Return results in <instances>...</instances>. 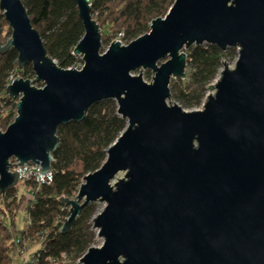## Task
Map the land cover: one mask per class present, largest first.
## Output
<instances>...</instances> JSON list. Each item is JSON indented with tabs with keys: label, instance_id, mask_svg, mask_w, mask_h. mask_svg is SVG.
I'll use <instances>...</instances> for the list:
<instances>
[{
	"label": "water",
	"instance_id": "1",
	"mask_svg": "<svg viewBox=\"0 0 264 264\" xmlns=\"http://www.w3.org/2000/svg\"><path fill=\"white\" fill-rule=\"evenodd\" d=\"M76 2L81 69L58 65L22 0H0L12 31L0 53L16 48L18 67L35 72L6 87L18 102L0 130V191L18 186L25 163L50 171L59 126L115 99L127 126L76 196L62 197V232L88 203H105L92 218L103 242L80 262L264 264V0H174L149 31L104 52L91 1ZM203 43L237 47L238 59L233 68L223 60L202 108L185 110L170 102L171 80L186 77L187 49ZM138 69H152L153 81Z\"/></svg>",
	"mask_w": 264,
	"mask_h": 264
},
{
	"label": "trees",
	"instance_id": "2",
	"mask_svg": "<svg viewBox=\"0 0 264 264\" xmlns=\"http://www.w3.org/2000/svg\"><path fill=\"white\" fill-rule=\"evenodd\" d=\"M38 29L48 53L64 68L82 61L74 48L84 34V24L76 0H22ZM93 17L102 29L103 48L117 38L129 43L150 29L152 20L164 16L174 0H90ZM11 28L0 11V40L5 43ZM236 48L225 51L217 45L203 43L187 49L184 79L172 78L171 98L182 107L202 105L208 84L214 81L227 57H236ZM18 51L11 47L0 53V128L7 127L17 115L18 99L11 97L6 87L11 77L34 78L32 64L20 69ZM38 86L43 82L37 81ZM115 99L94 103L82 121L60 125V144L53 153L51 182L26 179L21 185L0 191V264H17L18 257L36 248L35 264H77L94 243L96 231L92 218L97 213L96 202L88 203L71 228L61 231L69 208L62 197L73 198L83 177L98 169L107 157V148L127 126V119L118 112ZM22 213L23 226L17 225ZM21 259V258H20ZM79 264V263H78Z\"/></svg>",
	"mask_w": 264,
	"mask_h": 264
},
{
	"label": "rangeland",
	"instance_id": "3",
	"mask_svg": "<svg viewBox=\"0 0 264 264\" xmlns=\"http://www.w3.org/2000/svg\"><path fill=\"white\" fill-rule=\"evenodd\" d=\"M108 46V45H107ZM106 46V47H107ZM105 47V48H106ZM104 48H102V50H103ZM236 57H227V58H225L224 60L233 68L234 66H235V63H236V61H237V59H238V55H239V49L236 47ZM80 58L82 59V56H80ZM83 60V59H82ZM82 63H84V61H82ZM223 67H224V65H222V67H221V69H220V72H221V70L223 69ZM142 73V75H143V77H144V79L147 81V82H152L153 81V77H154V71L152 70V69H143V70H141V69H138L137 71H135L134 73L135 74H139V73ZM220 72H219V74H220ZM219 76V75H218ZM17 77H20V76H17ZM218 78V77H217ZM216 78V79H217ZM215 79V80H216ZM213 82V81H212ZM211 82V83H212ZM36 84V83H35ZM37 85V84H36ZM38 86V85H37ZM208 93H212V91L209 89V88H207V93H206V95L208 94ZM206 97V96H205ZM205 99V98H204ZM170 102L171 103H179L177 100H175V99H173V98H171L170 99ZM204 102V101H203ZM180 104V103H179ZM181 105V104H180ZM182 106V105H181ZM202 106H203V103H202V105H200V106H194V107H192V108H187V107H183L185 110H193V109H200V108H202ZM10 124V123H9ZM8 124V125H9ZM8 125H7V127H8ZM1 127V126H0ZM7 127H2V128H0V130H5ZM14 162V161H13ZM119 177L120 176H123V173H120L119 175H118ZM78 193V192H77ZM76 196V195H75ZM96 202V204H97V213L100 211V210H102L103 209V207H104V205H105V203L104 202H102V201H95ZM24 220H25V218H24V216H23V214L22 213H20L19 215H18V217H17V225L18 226H23L24 225ZM95 231H96V237H95V241H94V243L92 244V245H96V246H100L101 244H102V242H103V239L102 238H100L99 236H98V234H97V229H95ZM36 247L35 246H32L31 247V249L26 253V256L27 257H30L32 254V251L35 249ZM21 259H23V256H21L20 257ZM19 257H18V260L16 261L17 262V264H21L22 263V260L20 259ZM76 263L78 264H82L81 262H80V259H79V261H76Z\"/></svg>",
	"mask_w": 264,
	"mask_h": 264
},
{
	"label": "built area",
	"instance_id": "4",
	"mask_svg": "<svg viewBox=\"0 0 264 264\" xmlns=\"http://www.w3.org/2000/svg\"><path fill=\"white\" fill-rule=\"evenodd\" d=\"M117 39H119V38H117ZM122 43L127 44L125 42H122ZM82 61L78 62L75 66H71L69 68L74 67L77 69H81L84 65V63H82ZM14 78H16V77H11L10 82ZM12 161H15V159H13ZM12 170H15V169H12ZM16 170L20 173V179H19L18 185H21L26 179H34L35 181L46 182V183L51 182V180L53 179L52 169L50 171H48L47 173H42L40 171V166L38 164H35L32 162L25 163L23 166H19L18 168H16ZM20 251H21V253H24V255H22L23 259H21L22 260L21 264H35L36 257H34V255L27 257L26 252H24L25 250L24 251L20 250ZM51 262H52V264H58V259H51Z\"/></svg>",
	"mask_w": 264,
	"mask_h": 264
},
{
	"label": "bare ground",
	"instance_id": "5",
	"mask_svg": "<svg viewBox=\"0 0 264 264\" xmlns=\"http://www.w3.org/2000/svg\"><path fill=\"white\" fill-rule=\"evenodd\" d=\"M107 47H108V46H107ZM107 47H106V48H107ZM102 48H103V47H102ZM106 48H105V49H103L102 51H103V52H104V51H106Z\"/></svg>",
	"mask_w": 264,
	"mask_h": 264
}]
</instances>
